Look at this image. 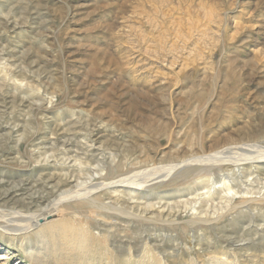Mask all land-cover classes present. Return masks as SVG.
<instances>
[{
    "label": "rangeland",
    "instance_id": "1",
    "mask_svg": "<svg viewBox=\"0 0 264 264\" xmlns=\"http://www.w3.org/2000/svg\"><path fill=\"white\" fill-rule=\"evenodd\" d=\"M0 60V264H264L263 203L219 223L158 209L110 237L70 218L28 231L21 220L89 169L112 178L225 147L257 150L264 0H0ZM191 168L133 201L205 191L206 173ZM253 171L264 185V167Z\"/></svg>",
    "mask_w": 264,
    "mask_h": 264
},
{
    "label": "bare ground",
    "instance_id": "2",
    "mask_svg": "<svg viewBox=\"0 0 264 264\" xmlns=\"http://www.w3.org/2000/svg\"><path fill=\"white\" fill-rule=\"evenodd\" d=\"M0 65H1V62H0ZM2 68L4 69L5 67H2ZM2 68H0V69H2ZM20 68H21V66H20ZM12 72H13V70H12ZM8 73H9V71H8ZM5 75H7V73H5ZM6 77H8V75ZM11 78H13V77H11ZM25 78H26V75H25ZM19 83H21V85L23 84L22 82H19ZM18 86H19V84H18ZM35 88H37V87H35ZM35 88H33V89H35ZM39 98L40 97H38V99ZM42 100H43V98H42ZM13 122H14V120H13ZM38 144H40V143H38ZM84 147L86 148V145ZM255 147L257 148V150H252L250 152H247V153H245V155H240L238 153L237 154L234 153V151H235V149H237V147H234V146L233 147H225V148H222V149L215 151V152H212V153H202L199 155H195L192 158L187 159L183 163L171 165L165 169H162L164 167L161 168V167L150 165L151 167H150L149 171H146L144 169H138L135 171H131L128 174L124 173L121 175H116L112 178L105 177L104 176L105 174L102 175L103 172L101 173L100 169H99V171H96V168H95V170L89 169V170H87L88 171L87 179L81 180V181H79V180L75 181L76 183L73 184L72 186H69V184H71L70 182L64 183L63 180L61 179L63 183L58 184L54 187L55 196H54L53 200H49V199L45 200V198H41L40 200H36V208L37 209L34 212L29 213L30 215L28 213H27L28 215L25 214L26 218L23 217L21 220H26L28 223L22 224V226L26 227V230L28 231L31 229L38 228L41 224L47 222L48 220L55 219L54 216H58L60 218H70V220L74 224L77 223L80 226H84L86 229L89 230L90 235H93L95 237H102L104 235H105V237H110L113 234V232H112L113 227H117L119 225V222L120 223H125V222L129 223L132 221L152 220L154 217V213H156L155 211L158 209H160L158 212L159 214L157 213L158 216L160 215L159 217H165V216L170 217V216H172L173 212H175L174 209L176 207H179L180 209L176 212H179V213L185 212L184 218H185V221H187L188 223L198 222V221H205V222H207V221H218V220L222 219V217H228V216H230L231 218H234L235 215L244 211L243 209L250 210L252 208V206H254L253 204H255V202H256V204L257 203H263L264 204V191H262V188H264V185L260 186L259 185L260 183L259 184L257 183L258 179L252 178V174L254 173L253 170L260 169V167H264V142L258 143ZM72 148H73V146H72ZM61 149H62V147H61ZM50 150H52V149H50ZM80 150H82V149H80ZM35 151H33V152H35ZM67 152H66V154H63V155H67ZM76 152H77V150H76ZM76 152H73V153L76 154ZM90 153H92V152H90ZM45 154L46 153H44V155ZM56 154H58V153H56ZM20 155H21V153H20ZM38 155H40V153ZM44 155L42 156V158L44 157ZM83 155H84L83 153H81V155L78 154V158L80 156L83 157ZM62 158L61 159L59 158V160L62 161L63 160ZM85 158H89L88 155ZM65 159H67V157ZM22 160H23V156H22ZM16 161H18V160L16 159ZM112 161H114V160H112ZM69 162H71V161H69ZM63 163L64 162H62V164ZM72 163H74V162L72 161ZM113 163H115V162H113ZM69 164H71V163H69ZM106 164H108V163H106ZM110 164H111V162H110ZM122 164H123V162H122ZM60 166H62V165H60ZM194 166H196L197 168L200 167V171H198V172H200L202 174L206 173V175H204V176L207 177V180H205V182H204L205 184H204V186H202V187H205V189H206L205 191H202L201 193H195L196 190H194V191L189 193V194H192L191 198H187L186 200H180L179 202L169 203V202L165 201L166 203L165 202L163 203L162 201H164V200L161 197L158 198L155 196L151 197V199L145 200L144 202L136 201L137 199H141V200L144 199V197H141V194L145 190H151V189L159 188L161 186H166L169 183H171L173 181V179H175V176L177 174L183 172V170H182L183 168L188 169V168H191ZM99 167H97V169ZM103 167L105 168V166H103ZM121 169H123V168H121ZM78 170H80V169H78ZM102 170H103V168H102ZM117 171H119V170L117 169ZM56 172H58V171H56ZM59 172H62V171H59ZM46 173H48V172H46ZM64 173H63V175H64ZM69 173L71 175V172H69ZM76 173H77V171H76ZM79 173H80V171H79ZM79 175L78 176L76 175L77 178H79ZM243 175H244V177L248 176V178L250 175L252 179L247 178V180H246L247 182H245V181L243 182L242 181ZM260 177H262V176H260ZM68 178H69V176H68ZM68 178H66V179H68ZM54 179H55V177H54ZM59 183H60V180H59ZM216 183H218L219 185L216 186L217 185ZM31 184H33V183H31ZM31 184H30V186H32ZM53 185H54V183H53ZM200 189H202V188H200ZM35 191H37V190H35ZM49 191H51V189ZM42 194H43V192H42ZM127 195H130L129 199H125V196H127ZM215 198H218L219 202H216L217 199H215ZM133 199H136V200L133 201ZM150 200H155V201H150ZM34 203H35V200H34ZM174 203H176V205ZM257 208H259V207H257ZM190 210L192 212H189ZM16 212L18 214H21V211H16ZM255 212H256V210H255ZM214 216H216V218H212ZM155 218H157V217H155ZM214 219H216V220H214ZM252 221H254V220H252ZM218 223H219V221H218ZM2 228L1 229L3 231L7 230L5 227H2ZM259 231H261V228ZM149 244H147V245H149ZM1 258H5V257L2 256Z\"/></svg>",
    "mask_w": 264,
    "mask_h": 264
}]
</instances>
